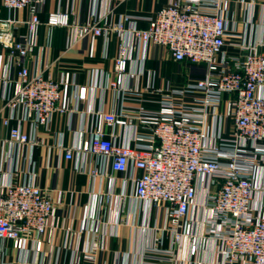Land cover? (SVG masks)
Here are the masks:
<instances>
[{
    "label": "built area",
    "instance_id": "obj_1",
    "mask_svg": "<svg viewBox=\"0 0 264 264\" xmlns=\"http://www.w3.org/2000/svg\"><path fill=\"white\" fill-rule=\"evenodd\" d=\"M44 2L0 0V6L27 8L30 15L23 22L0 19V45L9 61V72L0 75V128L9 127V142L34 144L22 119L30 118L38 129L48 126L54 113L70 109V74L56 80L43 70L32 72L28 65L32 41L15 37L21 23L32 34L36 31ZM228 4V0H170L148 19L147 28L132 26L130 43L120 46L116 77L108 86L123 100L139 104L119 113L99 112L103 123L128 130L129 139L119 140L101 127L90 128L64 151L68 160L75 151L104 157L114 172L126 174L136 199L164 212L165 225L157 228V238L170 232L185 262L188 254L201 249L202 235L195 234L190 215L204 189L203 206L212 215L207 220L210 234L224 264H264V182L257 179L264 161V40L252 42L245 32L231 27ZM49 24L70 26L69 14L52 12ZM115 29L122 30L96 20L76 26L78 35L92 37L91 57L97 38ZM140 42L163 47L174 61L198 66L203 73L167 88L123 87L132 52ZM10 66L17 67L15 75ZM8 83L14 84L11 95L5 92ZM145 94L159 96L156 108L143 104ZM19 110L25 118L11 125ZM91 173L104 176L96 168ZM56 208L52 195L34 182L11 178L0 184V242L10 241L19 250L34 244L40 252ZM94 217V210L86 209L82 228L87 218ZM149 253L144 264H173L174 251ZM95 260L96 250L79 264ZM0 264L21 263L0 255Z\"/></svg>",
    "mask_w": 264,
    "mask_h": 264
},
{
    "label": "crops",
    "instance_id": "obj_2",
    "mask_svg": "<svg viewBox=\"0 0 264 264\" xmlns=\"http://www.w3.org/2000/svg\"><path fill=\"white\" fill-rule=\"evenodd\" d=\"M170 0H45L40 6L41 24L32 34L21 23L16 39L30 38L32 46L28 65L32 72L43 70L56 80L70 74L69 110L56 112L48 126L34 127V121L25 118L23 110L11 125L28 131L34 144L6 141L9 127L0 128V184L11 178L21 182H34L47 190L57 208L51 220V230L44 237L40 252L35 245L19 250L10 241L0 242V255L21 264H79L84 256L96 250L95 264H144L149 252L174 251L173 264H224L215 251L216 241L210 234L207 220L211 211L203 206L205 190L200 189L191 210L195 234L202 235L201 249L185 262L182 249L172 240L170 232L157 238V228L165 225V214L150 204L138 201L132 181L126 174L114 172L109 161L88 153L74 152L65 158L64 148L74 146L82 132L101 127L119 140H128V130L102 122L99 112L119 113L123 107H136L137 101L123 100L118 91L108 86L116 77L115 59L121 45L130 43V28H147L148 19L154 18ZM228 19L231 27L245 32L254 42L264 40V0H228ZM52 12L69 14L70 26L50 25ZM29 10H10L0 6V19L12 18L23 22ZM88 20L101 25L118 26L95 41V56L91 57L92 37L80 36L77 24ZM264 51V47L262 48ZM6 50L0 45V75L9 72ZM17 67L10 66V73ZM202 68L174 61L163 47L140 42L132 52L122 86L144 89L167 88L182 85L190 77L199 76ZM3 80L0 78V95ZM14 91L8 83L7 95ZM84 93V97H83ZM148 108H156L159 96L145 94ZM2 100L0 98V108ZM257 179L264 182V161ZM96 168L102 175H93ZM97 199L94 203V197ZM94 210L95 217L87 218L82 228L86 209ZM204 236V237H203ZM154 258L151 257V261Z\"/></svg>",
    "mask_w": 264,
    "mask_h": 264
}]
</instances>
